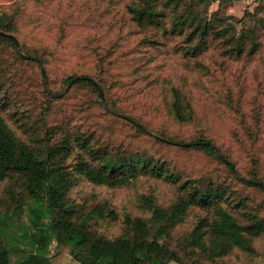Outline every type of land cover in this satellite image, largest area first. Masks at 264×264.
I'll list each match as a JSON object with an SVG mask.
<instances>
[{"label":"rangeland","instance_id":"374dc122","mask_svg":"<svg viewBox=\"0 0 264 264\" xmlns=\"http://www.w3.org/2000/svg\"><path fill=\"white\" fill-rule=\"evenodd\" d=\"M135 1L0 0V22L12 20L22 51L43 59L57 91L46 90L35 60L21 57L15 45L0 39V114L18 139L37 147L79 134L90 137L93 148L138 152L164 163L162 174L142 169L121 183H96L76 167L81 159L98 160L75 140L63 161L74 178L66 199L80 214L97 208L88 223L105 237L131 235L145 223L157 233L162 222L153 219L155 208H169L184 194L182 185L192 182L224 188L221 203H231L230 212L241 222L251 211L264 217V189L233 169L264 178V0L213 2L206 8L197 5L199 0H187L201 10L209 8V15L220 8L221 23L229 27L224 38L255 30L258 49L249 54L248 41L241 56L230 54V44L213 35L202 51L191 53L188 47L197 40L190 43L186 32H172L174 12L162 0L165 24L140 27L128 9ZM70 74L95 79L104 103L128 117L109 111L88 79L68 84ZM173 88L190 104L192 119L175 116ZM199 137L211 139L222 155L190 144ZM34 203L20 177L0 181V227L11 263L79 264L70 252L74 240L60 244L53 235L50 241V217L34 214ZM202 217L212 220L214 209L191 205L168 227L162 239L179 259L169 264H264V233L252 239L251 249L234 246L217 257L191 244Z\"/></svg>","mask_w":264,"mask_h":264},{"label":"trees","instance_id":"16d2710c","mask_svg":"<svg viewBox=\"0 0 264 264\" xmlns=\"http://www.w3.org/2000/svg\"><path fill=\"white\" fill-rule=\"evenodd\" d=\"M159 1L136 0L129 4L128 9L132 19L140 27L164 25L167 13L159 6ZM232 1L235 0H199L197 5L204 4L206 8L213 2H218L221 6ZM162 3L164 7H170V10L174 12L172 32H186L187 41L190 43L197 40L188 47L194 55L207 46L209 35L223 38L225 44H230L227 48L230 54L237 56L244 54L248 41L250 42L249 54H253L258 49L259 42L256 40V32L253 29L233 33L224 38L227 36L229 27L221 23V18L218 16L220 8L209 15V8L201 10L194 6L196 5L194 1L162 0ZM12 25V20L0 22V39L7 40L16 46L15 39L8 35L13 33ZM37 58L44 64L42 58ZM80 79H88L95 87L100 88L95 79L87 74H70L65 77V81L69 84ZM172 91L174 98L172 107L175 116L180 120L192 119L193 111L190 104L185 103L179 89L173 88ZM46 139H50V130L47 131ZM79 139L80 146L91 151L98 161L92 164L88 160L81 159L76 168L96 183H121L136 177L142 169H152L157 174L165 171L164 163H153L151 156L121 149L111 153L106 146L93 148L90 137H82L79 134L65 135L59 141L48 144L46 148L37 147L18 139L0 114V181L11 176L22 179L25 188L35 199L34 205L31 206L32 212L37 216L50 217L48 227L50 241L53 235L60 244H69L71 240H74L70 252L79 264H169L168 262L172 259L179 260L175 250L162 237L168 234V227L182 219L191 205H202L214 209L215 217L212 220L207 217L200 218L190 235L191 244L209 257L224 255L234 246L251 249L252 239L264 233V217L251 211L246 214L245 222H241L230 212L231 203L228 206L221 203V198L226 193L224 188L214 184L201 186L192 182L182 185L184 194L179 195L176 202L169 208H155L153 219L162 222L157 233H153L151 226L145 223L144 227L136 228L131 235L108 238L98 234L88 223V217L97 208H92L87 214H80L66 199L74 178L71 172L64 169L63 161L71 153L77 142L75 140ZM211 142V139L199 137L190 144L217 151ZM252 178L264 179L257 176ZM254 184L264 189V184ZM99 210L103 214L104 207H100ZM110 212L112 213L113 210ZM1 218L0 209V220ZM0 264H12L10 250L1 233V227Z\"/></svg>","mask_w":264,"mask_h":264},{"label":"water","instance_id":"95a60500","mask_svg":"<svg viewBox=\"0 0 264 264\" xmlns=\"http://www.w3.org/2000/svg\"><path fill=\"white\" fill-rule=\"evenodd\" d=\"M8 35L11 36V37H13V38L15 39L17 52H18L22 57H25V58H32V59H34V60L39 64V67H40L41 72H42V79H43L44 86H45L46 90H47L48 92H50V93H53V94L56 93L57 91L53 90L52 87H51L50 84H49L48 77H47V74H46V71H45L44 65H43V63L40 61V59L37 58V57H35V56H29V55L25 54V53L22 51V48H21L20 42H19L18 38L16 37V35L13 34V33H8ZM78 77H79V76H77V78H78ZM68 84H69V83H68ZM99 100H100V102H101L103 105H105V107H106L109 111H111V112H113V113H115V114H117V115L123 116V117H128L127 115H124L123 113L117 111L116 109H114V108H112V107H110V106H108V105H106V104L104 103L103 98H102V90H101L100 88H99ZM161 139L168 140V139H166V138H164V137H161ZM211 143H212V145L216 148V150L219 152V154L222 155V152H221L220 148L218 147V145H217L216 143H214V142H211ZM183 144H187V143H183ZM233 169H234V172H235V174H236L237 176H239L240 178H242V179H244V180H246V181L254 182V183H260V184H264V179H258V178L247 177V176H245L244 174H242L241 172H239L236 168H233Z\"/></svg>","mask_w":264,"mask_h":264}]
</instances>
